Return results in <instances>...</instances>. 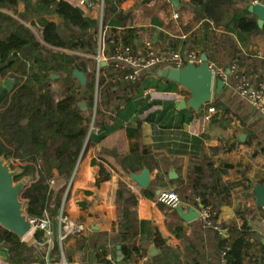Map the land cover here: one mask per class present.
Returning a JSON list of instances; mask_svg holds the SVG:
<instances>
[{"label": "crops", "instance_id": "obj_1", "mask_svg": "<svg viewBox=\"0 0 264 264\" xmlns=\"http://www.w3.org/2000/svg\"><path fill=\"white\" fill-rule=\"evenodd\" d=\"M64 1L79 7L85 16L97 20L101 0ZM211 1V16H208L202 6L195 7L189 0H179L177 11L169 0H108L106 6H114L116 13L122 14L124 20L119 22L115 18L116 13L108 14L105 30L115 28L119 32L122 26L135 27L137 50L145 40H150L157 50L170 46L180 51L195 50L200 56L205 53L208 61L223 67L226 74L230 73L228 68L231 65L226 64L235 47L234 50L238 49L250 58L243 65L247 76L254 82L262 80L264 67L259 61L264 60V45L258 44L260 35L239 31L234 26V17L249 12L250 5H264V0ZM24 12L25 0H19L14 8H0V13L10 18L9 22L0 23L1 32L14 30L16 23L28 28L43 43L42 28L49 22H62L57 15H38L32 18ZM176 12L178 18H174ZM252 16L257 22V17L254 14ZM253 60L258 66L250 64ZM11 73H0V81L13 78ZM68 74L66 69L53 68L49 71L54 80H64ZM145 79L156 84L159 89L153 85L137 87L130 94L132 99L128 107L133 109L146 106V109L139 114L134 112L128 123H123L121 129L99 143L88 144L79 158L77 173L69 186V195L62 204L66 216L84 227L81 233L65 241L70 264H99L94 257L98 247H102L106 253L109 264H133L123 262L124 258L120 262L115 261L116 247L121 244L118 226L113 228V224L121 221L125 212L131 220L128 238L140 252L134 264H217L218 250L214 234L199 226V218L186 222L175 211L176 206H181L184 212L189 208L198 212L199 204L193 206L183 201L162 203L157 196L162 193L177 196L175 190L185 186L189 167L203 158L214 169L223 168V163L232 164L233 168L227 169L226 174L222 175V181L237 182L244 175L254 187L264 179V146L255 148L250 141L251 136L242 131L253 121L264 123L263 114L256 111L258 115L256 113L240 121L232 115L223 114L219 108L209 113L208 109L216 95L214 88L211 102L198 112L188 108L178 109L175 104L189 98L187 90L152 73ZM225 97V94L221 96L220 101L226 102ZM241 100L249 105L246 100ZM181 110L185 112L182 114ZM148 117L152 121H148ZM127 132L132 135L130 138ZM135 135L140 144L147 148L145 154L138 153L136 158L129 152V143L134 141ZM100 164L109 173V178L96 187L94 183ZM143 168L149 170L151 181L157 174L160 177V185L153 186V197L144 196L143 189L130 178L131 173L138 174ZM254 178L255 182L252 181ZM65 181L53 182L57 185L50 191L49 207H53L52 198L55 204L59 200L55 194ZM241 192H244L243 186L233 188L231 203L220 206L219 222L237 219L235 212L244 202L240 203L243 196L236 197V193L240 195ZM259 211L263 216L264 209ZM262 223L264 227V221ZM250 227L255 233L263 235L257 238L262 242L264 231L260 232L255 226ZM54 229L56 237L57 223ZM155 233L161 238L160 247L154 242ZM253 242L256 244V240ZM27 243L35 245L32 236ZM151 245L156 248L154 254L148 253ZM254 248L256 250V245ZM59 251L61 255L60 248ZM121 252L123 254L122 248Z\"/></svg>", "mask_w": 264, "mask_h": 264}, {"label": "trees", "instance_id": "obj_2", "mask_svg": "<svg viewBox=\"0 0 264 264\" xmlns=\"http://www.w3.org/2000/svg\"><path fill=\"white\" fill-rule=\"evenodd\" d=\"M107 1H103L105 11L102 22L104 21V27H106L108 14L116 13L114 6H106ZM189 1L195 7L202 6V10L211 16L209 9L213 1ZM18 2L19 0H0V8H14ZM24 14L32 18L38 15H57L62 22L60 24L49 22L42 28L43 43L28 28L16 23H14V30L7 32L0 30V73L6 75L12 72L11 77L14 79L13 91L0 105V151H4L5 159L11 157L20 163L36 165L38 178L23 189L20 199L24 201L25 212L30 218L46 216L54 224L61 201L59 198L54 209L48 206L49 180L56 176H70L83 149L88 144L99 143L111 133L121 129L123 123H128L134 112L139 114L144 111L146 106L133 109L128 107L132 99L130 94L137 87L153 85L155 89H159L156 84H152L145 78L150 73L156 76V71L165 66H157L150 72L143 71L141 80L137 82L124 79V72L115 66L114 48L121 44L130 47L134 52L137 51V42H135L138 37L137 28L122 26L119 32H116L115 28L106 30L104 54L108 58L105 64L100 66L98 84L95 86L94 80L87 77L88 66L80 59L78 53L90 56L95 54L97 20L85 16L79 7L64 0H35L34 2L25 0ZM117 14L115 18L119 22L123 21L122 14ZM6 21L9 22L10 18L0 13V23L3 24ZM234 26L243 33L263 34L264 36V25L259 28L251 12L234 17ZM142 47L140 45V49ZM234 49L226 65L235 63L237 71L228 74L227 85L213 97L211 107L221 109L226 115H232L233 112L234 117L242 121L248 118L241 114V109L237 105L232 108L227 100L226 102L220 101V97L226 95L227 92L233 93V85L238 76L248 75L243 65L248 63L250 58L242 51ZM255 60L250 64L256 67ZM259 62L264 67V60ZM53 68L66 69L69 73L67 78L52 79L49 71ZM75 69L85 74L87 82L84 87L72 76ZM262 80L264 81V78ZM96 87L98 88L96 114L99 119L95 122L96 130L90 132V115L81 110L79 103L84 102L88 110H91L94 105ZM184 112L185 110L180 111L182 114ZM147 120L152 121L150 117ZM243 124L246 125L245 122ZM248 126L249 124L245 127ZM248 135L252 137L250 133ZM127 136L130 138L132 135L127 132ZM133 138L134 141L129 143V152L136 158L138 153L145 154L147 148L140 144L137 135ZM144 164L150 169L147 163ZM221 165L223 168L214 169L212 164L206 162L204 158L202 161L193 162L187 171L185 186L175 190L178 202L183 201L198 206L197 199H199L201 204L212 208L213 218L216 220L220 213V206L231 203L233 188L237 185L248 190L249 195L254 199L252 183L244 175L237 182L222 181V175H225L226 170L232 169L233 166L229 163ZM29 169L26 167L27 171ZM130 171L135 172L134 169ZM108 178L109 173L100 164L94 185L98 187ZM260 183L264 185V179ZM157 185H160L158 174L142 190L143 195L153 197V189ZM157 197L160 198V196ZM254 209L259 211L262 208L256 207L255 204ZM235 214L237 219L222 223V226L228 230V237L224 239L218 236L212 228L205 227L199 220V226L209 229L215 236L218 250L217 264H219L221 250L225 245L229 246L226 255L227 264H264V243L256 240L254 244L255 232L251 229L248 220L239 210ZM115 225L118 226L119 243L124 254L123 262L136 263L140 252L128 238L131 225L128 214L125 212L123 219L113 224V228ZM30 235L36 243L33 246L29 245L25 239L17 238L0 226V252L4 253L7 262L44 264L43 255L46 250L44 232L35 229ZM153 239L160 247L159 235L155 233ZM37 245L44 247L42 253L35 251ZM62 253L65 258L63 248ZM60 256L58 244L54 242L51 259L53 262H58ZM105 256L104 251L94 254L95 261L99 264H109Z\"/></svg>", "mask_w": 264, "mask_h": 264}, {"label": "water", "instance_id": "obj_3", "mask_svg": "<svg viewBox=\"0 0 264 264\" xmlns=\"http://www.w3.org/2000/svg\"><path fill=\"white\" fill-rule=\"evenodd\" d=\"M169 1L177 11L179 0ZM248 10L257 17V25L259 28H262L264 25V5L255 3L251 5ZM156 75L169 82L176 83L187 90L189 98L181 100L178 104H175V106H177L178 109L188 108L194 112H198L203 106L211 102L213 88L214 92L217 94L224 86V82L221 79L213 78L212 72L208 68V57L205 53L201 54L200 63L198 65L187 64L182 68L165 67L158 69ZM72 76L82 87L86 85L87 79L82 71L75 69ZM13 89V78L0 81V105L8 98ZM79 107L83 111L87 110V106L84 102L79 103ZM21 174V169L12 168L5 157L0 156V226L17 238L23 240L31 234L33 226L31 218L25 212L24 203L20 199L21 192L27 186V178H18ZM130 178L141 189H145L151 181V175L147 168H143L138 174L131 173ZM253 196L255 198L256 207H264V185H254ZM175 210L178 216L186 222L199 218V213L196 212L194 208H189L184 212L183 207L176 206ZM262 242L264 243V240H262ZM116 249L115 261L120 262L124 258L121 252V246L117 245ZM155 252V246L151 245L148 253L154 254Z\"/></svg>", "mask_w": 264, "mask_h": 264}, {"label": "built area", "instance_id": "obj_4", "mask_svg": "<svg viewBox=\"0 0 264 264\" xmlns=\"http://www.w3.org/2000/svg\"><path fill=\"white\" fill-rule=\"evenodd\" d=\"M174 18H178V12L174 14ZM102 20V19H101ZM114 60L116 68L124 72V79L130 82H137L141 80L143 71L150 72L157 66L163 65L165 67L182 68L187 64L198 65L200 63V54L195 50L180 51L173 47L157 50L154 48L150 40L143 42V47L140 50L133 51L128 46L118 44L114 48ZM106 58L103 53L98 51V64H105ZM208 68L211 70L214 79H221L224 84L228 83V74H226L223 67L215 62L208 61ZM230 73H236V64L233 63L228 68ZM149 91V90H148ZM233 94L244 99L248 104L260 114L264 115V81H252L246 74L237 77L233 85ZM214 109L210 107L208 112H213ZM208 118V116H207ZM73 181V176L71 182ZM159 201L162 203L173 202L177 203V196L173 193H162ZM199 207V220L207 228H212L221 238L228 237V230L222 226L218 219L214 220V212L210 206H205L197 199ZM264 209V207H262ZM264 218V214H263ZM33 230L39 229L44 232V242L46 250L43 255L44 264H69L61 253L60 260L53 262L51 259V251L54 242H57L62 251L63 243L67 238L81 233L84 229L83 225L71 220L64 213L63 206L60 207L56 218L58 224V232L55 237L54 224L45 216L44 218H31ZM56 238V239H55ZM229 246L225 245L221 250L219 264H227V251ZM0 264H11L0 257Z\"/></svg>", "mask_w": 264, "mask_h": 264}, {"label": "rangeland", "instance_id": "obj_5", "mask_svg": "<svg viewBox=\"0 0 264 264\" xmlns=\"http://www.w3.org/2000/svg\"><path fill=\"white\" fill-rule=\"evenodd\" d=\"M105 11V7H104V4H103V0H101L98 4V12H97V33L95 35V42H96V52L95 54L93 55H87V54H84V53H81L79 52L78 56L80 57L81 60H83L86 65L88 66V69H87V77L90 79V80H94V83H95V86H97V80H98V75H99V69H100V66L98 64V51L100 50L101 53L104 54V49H106V45H105V39L107 37V33H106V30H105V25H104V21L102 22V18H103V13ZM258 39L260 40V42L258 44H263L264 45V36L263 34H261L260 36H258ZM257 44V45H258ZM105 58H108L107 55H105ZM93 72V74H92ZM19 76V75H18ZM94 105L92 107L91 110H87L85 112H88L89 115H90V126H89V131H95L96 130V121L97 119H99V116L96 114V104H97V98H98V88L96 87V90L94 92ZM225 100H227L228 102V105L232 108H234L236 105L239 107V109H241V114H243L244 116H246V118H250L251 116H254L256 113L258 115V112H256V110H254L251 106L247 105L245 102H243L240 97H237L236 95H234L233 93H230V92H227L226 94V97H225ZM232 116L234 117V113L232 112ZM244 132H248L252 135V137L250 138V141L252 144L255 145V148H258L259 147H262L264 146V123H262L261 121H253L249 124L248 127H244L243 130ZM87 141V140H86ZM1 152V151H0ZM4 151L1 152V156H4ZM5 157V156H4ZM81 158V156H80ZM6 160L8 161V163L10 164V166L12 168H19L21 169L22 171V175L21 177H19V179L21 178H27V186L30 185L31 183H33L34 181L37 180L38 178V173H37V167L36 165L32 164V163H28V164H24V163H20L16 160H14L13 158L9 157V158H6ZM79 161V160H78ZM264 162V160H263ZM264 164V163H263ZM262 164V165H263ZM26 167H29L30 169L27 171L26 170ZM77 168H78V162L76 164V167L74 169V171L72 172V174L70 176H64V177H61V176H56L54 177L52 180H49V183H48V188H49V191H51L53 188H56V185L53 184V182L55 181H65V183L63 184V186L56 192V196H57V199L60 198V207L62 206L64 200L68 197L69 195V186L71 185V178L73 176V179L75 178V175L77 173ZM253 182L256 181V178H254L252 180ZM54 195V196H55ZM243 196V199L241 202H244L239 208H237V211L239 210L241 212V214L243 215V217H246V219L248 220V223L251 225V226H255L256 228L259 229V231H264V227H263V216L262 214L260 213V211H257L256 209H254V206H255V199H253L249 193H248V190H244V192H241L240 195H238L236 193V197H241ZM22 201V200H21ZM24 203V201H22ZM53 207H51V209H54L56 204L55 202H53V198H52V201H51ZM24 209H25V205H24ZM236 211V212H237ZM235 212V213H236ZM257 212H258V217L256 218L257 216ZM260 231V232H261ZM260 236H263L261 233H255V236H254V240H257L258 237ZM31 238V235H29V237H27L25 240H30ZM131 241V239H130ZM36 244V243H35ZM33 246V245H31ZM63 252H64V255H65V259L67 261V263H69L68 261V255H67V252H66V249H65V242L63 243ZM102 247H98L96 248L95 252H98V253H101L103 250L101 249ZM35 251H41V253L44 251V247L42 245H37L36 248H35ZM1 256H4V253L0 252V257ZM70 264V263H69ZM87 264V263H85Z\"/></svg>", "mask_w": 264, "mask_h": 264}]
</instances>
